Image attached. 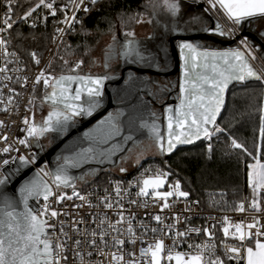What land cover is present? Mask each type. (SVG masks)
I'll use <instances>...</instances> for the list:
<instances>
[{
    "label": "snow or ice",
    "instance_id": "1",
    "mask_svg": "<svg viewBox=\"0 0 264 264\" xmlns=\"http://www.w3.org/2000/svg\"><path fill=\"white\" fill-rule=\"evenodd\" d=\"M98 2L99 0H90L88 4L86 0H68V3L57 6L56 0H38L21 16L14 17V0H6L3 26H0V58L4 60V65L0 66L2 81L13 79L8 75L9 71H21L19 68L8 67L15 62L17 53L8 50L10 41L2 35L3 33L11 30L17 23H27L41 8L47 10V15L43 18L45 22L48 16L56 17L60 12L64 18L58 21V24L71 28L74 23L79 22L83 30V21L78 20L76 14L81 10L89 13ZM193 2L204 3L206 7L200 14H194L186 10L185 0H163L162 7L169 15L164 21L156 20L158 36L148 38L157 41L154 48L142 46L134 38L135 33L132 30L122 32V44L112 35V43L108 46L102 64L106 71L102 75L84 73V59L73 61L70 65L67 59L60 57L67 68L66 72L62 68L57 74L50 61L35 76L32 92L34 94L36 87L42 84L40 107L43 109L46 106L47 113L37 121L33 110L35 97L28 101L31 107L26 111L31 115L22 119L23 127L20 131L24 135L22 138L17 137L16 145L25 149L35 147L42 151L45 147L41 143L42 140L48 139L51 143L52 139L66 137L71 129L77 128L84 121L90 126L64 143L61 153L55 158L54 169H49L45 164L37 168L32 176L23 178L18 187H13V184L21 177L23 168L38 162V152H32L29 156L19 154L20 147L13 144H6L0 149V155L7 157L0 160V264H264V105L258 109V142L255 145V153L249 151L236 138L229 137L230 148L242 153L238 159L244 164L246 187L251 197L235 203L232 208L236 213L246 214L243 219L233 221L225 215L220 221L219 230L223 233V239L219 247L223 250L222 256L217 254L216 223L199 228L186 227L184 231H180L178 225L181 222V214H173L171 219L174 223L165 224L168 217L161 214L172 209L176 203L185 202L183 211L191 212L192 205L198 206L199 201L192 200L189 203L191 193L183 189L179 180L169 183L168 178L172 173L159 167L154 171L151 166L145 168L140 176L135 178L134 183L128 182V188L123 187L120 181L115 182V198L105 195L100 202L106 211L97 215L89 213L87 221L81 217L71 219V222L66 224L59 217H67L69 214L53 207V203L58 205L65 200L72 201L73 198L81 201L80 204L73 205L75 209L85 206L89 209L100 207V204L93 205L86 195L76 190L77 181H85L96 169L78 177L71 175L70 170L81 169L93 163L115 164L113 157L117 153L133 151L132 148H125V145L131 143L134 147L137 146L136 135L142 130H147L148 139L159 154H171L178 146L190 145L201 139L209 142L207 151L212 153L213 137L225 132V129L217 124V119L224 108L225 94L229 86L234 82L242 85L257 83L264 94V71L258 72L252 63L257 59L255 52L258 49L249 43L247 37H243L236 47L214 48L187 39L177 44L181 72L179 103L175 107L164 108L166 134L157 123V113L149 109L151 101L145 100L146 96L158 98L153 89L163 92L167 90L166 86H162L148 75L129 71L123 78V86L115 90V96L107 97L105 81L116 80L115 75L108 74L114 71L110 61L115 60L118 63L122 60L125 64L137 65L140 69L160 70L161 61L166 65L168 58V49L164 47L165 38L179 28L181 20H184L186 26L202 25L197 31L208 35L235 39L236 29L240 25L264 18V0ZM69 11L72 12L71 17L68 16ZM221 15L231 27L225 28L219 19ZM185 16L189 18L185 20ZM205 17L209 20H205ZM119 20L123 27V14ZM129 20L144 22L142 13L130 16ZM29 26L35 28V20ZM109 28L115 31L111 21ZM55 32L66 34L65 29L61 27H56ZM55 39L56 37H53L54 41ZM118 44L120 51H117ZM31 58L37 66L40 64L35 52L31 53ZM16 82L25 87L29 78L16 76ZM4 86L8 87L7 84ZM19 95L14 88L9 87L7 104L11 105L14 97ZM0 105H4L2 89ZM0 111L9 112L10 109L4 105ZM0 127H6L3 121H0ZM7 140V135L0 136V141ZM12 152L18 155L10 156ZM142 155V152L137 154V165ZM128 158L120 157L121 161ZM11 164L16 166L9 168ZM127 171V168L119 167L120 173ZM67 188L72 189L71 195L64 191ZM131 188L137 189L135 198L129 191ZM125 196L128 197L129 205L147 209L150 200L153 206L158 207L159 213L151 215V220L156 222L157 227H150L143 221L136 222L135 213L129 212L126 216L123 203ZM30 201H35V204L31 205ZM114 209L117 218L112 221L107 211ZM184 219L188 221L191 218L185 216ZM210 219L215 221L214 217ZM92 224L95 225L94 228L80 227ZM138 228L141 230L139 235ZM49 230L57 233L55 238L49 236ZM149 232L153 235V241L146 243L144 237ZM193 233L203 234L206 239L198 244L190 243L186 251H179L182 243ZM163 237L170 239L172 244H165ZM138 242L141 245L139 255L136 252ZM126 244L132 245L133 250L126 252ZM94 255L104 259L93 261Z\"/></svg>",
    "mask_w": 264,
    "mask_h": 264
},
{
    "label": "trees",
    "instance_id": "2",
    "mask_svg": "<svg viewBox=\"0 0 264 264\" xmlns=\"http://www.w3.org/2000/svg\"><path fill=\"white\" fill-rule=\"evenodd\" d=\"M159 1L99 0L89 13L81 17L83 30L79 23L74 31L62 40L51 60L52 68L57 74L62 68L66 72L67 68L60 57L67 59L71 65V62L84 57L102 36L114 32L109 28L110 21L115 30H132L137 22L129 20V17L136 13H142V18L145 17L147 12L154 11L153 8ZM37 2L38 0H14V17L21 16ZM56 4L60 6V1L56 0ZM122 14L125 21L123 27L119 20ZM46 15L47 10L38 9L27 23H17L11 29L14 48L29 65L32 52H35L37 57H42L49 49L61 13L58 12L56 17L48 16L45 22L43 18ZM33 20L37 25L35 28L29 26ZM261 105H264V94L257 83H234L227 92L223 111L217 120V124L224 128L225 132L213 139V152L209 156L205 153V144L200 141L195 145L181 147L168 156L148 157L146 161L170 171L171 177L177 178L183 189L189 191L191 198L197 199L203 208L232 210L235 203L245 198L248 188L244 164L238 159L242 153L240 150H229L227 143L230 136L234 137L255 153V145L258 142V109ZM105 175L111 176L103 174L102 178H105Z\"/></svg>",
    "mask_w": 264,
    "mask_h": 264
},
{
    "label": "built area",
    "instance_id": "3",
    "mask_svg": "<svg viewBox=\"0 0 264 264\" xmlns=\"http://www.w3.org/2000/svg\"><path fill=\"white\" fill-rule=\"evenodd\" d=\"M60 1V5L66 4L68 3V0H59ZM86 2L88 4H90V0H86ZM204 7H206V5L204 3H202ZM6 11V0H0V26L2 25V20L4 17ZM86 14L84 13L82 10L79 11L76 15L78 20H81V17ZM219 15V14H217ZM68 16L71 17L72 16V12L69 11L68 12ZM63 14L61 13L60 18L58 19V21L62 20ZM220 22L225 26V28L231 27V25L229 24L228 21H226L222 15L219 16ZM79 24V22L74 23V25L69 28L68 25H64V24H58L56 23L55 25V29L56 27H61L65 29V33L66 34H60V33H56L55 29H54V33L52 36V41L50 44L49 49L46 51V53L42 56V57H38L40 59V64L37 66L35 64V62L32 60L29 63L20 55V53L14 48L13 42H12V38H11V30H9L8 32L3 33L2 35L5 36L7 39H9L10 41V45L8 50L10 52H16L17 53V57L15 58V62L8 65V67L10 69L12 68H19L21 69V71L19 72H11L9 71L8 75L12 76L13 79L11 81H2V75L0 74V89H2L3 91V99H4V105H7L10 109L9 112H4V111H0V121H3L4 124L6 125V127H0V136L3 135H7L8 140L5 141H0V149H3V147L6 146V144H13L16 147H20L19 145L15 144V140L17 139V137L22 138L23 137V133L20 131V129L23 127L22 125V119L26 116V115H31L30 112L26 111L27 108L31 107L28 104V101L30 99H33L35 97V93L33 94L32 92V81L34 80L35 76L39 73V71L41 69H44L46 67V65L52 60L54 52L56 51V49L58 48V46L60 45L61 41L66 37V35L72 31H74L75 27ZM53 37H56L55 41L53 40ZM238 37V38H237ZM243 37L240 35V28L238 27L236 29V34H235V39L234 40V45L237 46V42L242 39ZM231 39V38H228ZM256 55V54H255ZM257 57V56H256ZM253 66L256 68V70L258 72L264 71V61L261 60L260 58L257 57V59L255 61L252 62ZM4 65V60L3 58H0V66ZM16 76H20L21 78L23 77H28L29 78V82L25 87H21L19 83L16 82ZM7 84L8 87H5L4 85ZM42 86V85H41ZM9 87L10 88H14L16 92L20 93L19 96L14 97L13 103L11 105L7 104V97L9 95ZM40 86L36 87L35 92L37 91V89ZM43 89V86H42ZM43 94V93H42ZM36 98L34 99L35 102ZM4 105H0V108H2ZM218 135V134H217ZM216 136L213 137V139ZM212 139V141H213ZM200 141H202L205 144V153L209 156L210 153H208L207 151V144L209 143L206 140L201 139ZM211 141V143H212ZM227 147L229 150L233 151V149L230 148L229 146V142L227 143ZM32 152H37L36 148L33 147L31 149H25L23 147H20V153L19 154H23L26 156H29L30 153ZM18 155L16 152H12L10 153V156H16ZM39 158L40 156L43 155V152H41L40 154L38 153ZM4 157L3 155H0V160H3ZM39 160V159H38ZM18 163V162H17ZM45 164H47V167L50 169L49 164L46 160H44L42 163L38 164V162L35 165H29L31 166L34 171H36L37 168L43 167ZM16 165L11 164L9 165V168L15 167ZM151 166V168L153 169V171L158 167V166H153L150 164V162L144 160L141 161L139 163V165L136 164L135 168L132 169H128V171L126 173H120L119 171H116L115 173H110V172H102L99 173L96 177H92V178H86V181H82V183L78 186L79 190L76 189L77 191H79L82 195H86L88 197V200L93 204V205H98L100 204V207H94L89 209L87 206L81 208V209H75L73 207L74 204H80L81 201L73 198L72 201H67L65 200L64 202H62L61 204H54L53 203V207L67 212L69 215L67 217L65 216H60L59 219L65 221L66 224L71 222V219H79L81 217H83L86 221L89 219V213H91L92 215H97V214H103L106 210L103 209L102 204L100 203L101 200L103 199V197L105 195H109L111 198H115V193L113 191V185L115 184V182L120 181L123 185V187L128 188V182H135V178L140 176V174L144 171L145 168H149ZM161 168V167H159ZM164 171H167L164 168H161ZM23 173V170H21V174ZM103 174H112L111 176H106L105 178H102ZM176 180H178L177 178H172L171 176L168 178V182L172 183L175 182ZM78 183V181H77ZM107 190V192H106ZM64 191L68 194L71 195L72 193V189L71 188H67L64 189ZM129 191L132 192L133 194V198H135L134 194L135 191H137L136 188H131L129 189ZM127 199L128 197L125 196L124 198V205H125V215L127 216L129 214V212L135 213L136 214V222L139 221H143L144 224L149 225L150 227H157L156 222L154 220H151V215H155L159 213V209L158 207H155L152 205L151 201L149 200L148 204V208H142V207H138L137 205H129L127 203ZM192 200H197V199H193L190 197L189 203ZM40 203L42 204L43 201L41 200ZM32 204H35V201H32ZM185 202H178L175 204V206L170 209V210H166L164 213H162V216L168 217V219L165 220V224H171L174 223V221L171 219L173 214H181V222L178 225V228L180 231H184L186 227H195V228H199L201 226H207L208 224L211 223H216L217 225V230L215 232V242L217 243V254L218 255H223V250L219 247L220 245V241L223 239V233L222 231H220V221L222 219L223 216L227 215L229 216L233 221H239L241 219L244 218V215L246 214H240V213H236L232 210L229 211H218V210H207L205 208H203L199 202V205H192V211L191 212H184V208H185ZM115 209L111 210V211H107V214L109 216V218L112 221H115V219L117 218L116 215L114 214ZM190 217L191 219L188 221H185L184 217ZM211 217L215 218V221H213L212 219H210ZM49 223H52V221H49ZM92 227L94 228L95 225H80V227L83 229L84 227ZM68 229L66 228V231ZM140 229L138 228L137 230V234H140ZM58 232V229H57ZM57 233H53L51 230H49V236H52L53 238H55ZM71 235V232L69 233ZM165 240V244L167 245H171L172 241L170 239H168L167 237H163ZM206 238L204 237L203 234L200 235H196L195 233H193L187 240H185L182 243V246L178 249L179 251H186L188 248V244L190 243H200L201 241L205 240ZM144 240L147 242H152L153 241V235L152 233H148L147 236L144 237ZM230 243H232V241H230ZM141 247L140 243L138 242L136 245V252L137 255H139V248ZM133 247L130 244H126L125 245V251H132ZM104 259L103 257H99L94 255L92 257L93 261L96 260H102ZM227 264V262H226Z\"/></svg>",
    "mask_w": 264,
    "mask_h": 264
},
{
    "label": "water",
    "instance_id": "4",
    "mask_svg": "<svg viewBox=\"0 0 264 264\" xmlns=\"http://www.w3.org/2000/svg\"><path fill=\"white\" fill-rule=\"evenodd\" d=\"M200 27H202V25L192 24V25L186 26L185 23L183 22V23H180L179 28L174 33H172L170 36L165 38L164 47L168 49V58H167L166 65L163 60L161 61L162 67L160 70L140 69L139 66L137 65H127L122 60H120L117 63V61L113 60L112 68L114 69V71L109 72L108 74L115 75L116 80L115 81H105V91H106L107 97L115 96V90L123 86V78L127 76V73L129 71L137 72L140 75H148L153 80L160 83L161 85L166 83V85H163V86H166V89H167L166 91L158 92V90L153 89V91L157 92V97L158 98L160 97L159 99H155L153 97H147V96L145 97L146 102L151 101V103H149V109L157 113V115L159 116V120L157 121V123L160 124L161 130L166 134L167 121L164 118V108L167 106L175 107V105L179 103V99H178L179 77L181 75V72H180V66H179L178 49L176 47L177 44L180 41L187 39L193 43H198L204 46L214 47V48L236 47L234 45L233 39L221 38L219 36L208 35L202 31H197V29ZM239 28H240V35L242 37L248 38L249 43L254 48L258 49L255 52L256 56L264 61V18H257V19L252 20L251 22H245L242 25H240ZM158 33H159V29L156 28V25L149 26L142 35H138L134 38L142 46L146 45L149 48H154V45L157 43V41H152V40H149L148 38L152 37L153 35L158 36ZM120 39H121V44H122L124 42V38L121 37ZM117 47H118L117 51H120L121 50L120 46H117ZM82 71L84 73H89L85 70H82ZM73 87H75V85H73ZM228 90L226 91V94H225V101H226V95H227ZM114 104H115V101L113 99L112 105L114 106ZM45 108L47 109V107ZM109 110H111V108H109ZM46 113L47 111L45 112V115ZM145 115L147 116V113H145ZM94 122L95 120L93 119L92 123ZM149 122H151L150 118H149ZM89 126L90 124L87 121H84L77 128L71 129L68 136L60 138V139H52L51 143L49 142V145L47 147H44V149L42 150L43 155L40 156L38 160V164L46 160L49 164L50 169H54L55 158L58 154L61 153L64 143H66L69 139L74 138L80 132L86 130V128ZM145 141L149 142L148 144L157 153L156 148L151 144V141L148 139V133L146 129L142 130L141 133L136 135L137 146H140L136 149L141 150L140 149L142 147L141 145H143ZM198 142H200V140L195 141L193 144H190V145L178 146L177 149L181 147L195 145ZM135 147L131 143H129L128 145H125V148L133 149ZM177 149H175L173 152H175ZM128 154H129L128 152L117 153V155L113 157L115 164L108 163V162H105L104 164L93 163L90 165H85L81 169L70 170V174L78 177L85 172H90L91 169H96V172L94 174L89 175L92 177H96L99 173L106 171L110 167L115 168L117 171H119V167L122 163L120 157L127 156ZM160 155L168 156L170 154H160ZM22 170H23V173L21 174V177L17 179V181L13 184V187H18L19 182H22L23 178L30 177L35 172L31 166H27L23 168ZM8 191H11V189H8ZM30 204L33 205L32 201H30Z\"/></svg>",
    "mask_w": 264,
    "mask_h": 264
},
{
    "label": "flooded vegetation",
    "instance_id": "5",
    "mask_svg": "<svg viewBox=\"0 0 264 264\" xmlns=\"http://www.w3.org/2000/svg\"><path fill=\"white\" fill-rule=\"evenodd\" d=\"M163 15L167 16L166 15V11L160 7L159 9L155 10L154 13L151 12V13L148 14V18H151V20L153 22L152 23H145L144 25H146L148 27L149 26H155L156 25V21L155 20L156 19L158 20V18L163 17ZM180 23H182V22H180ZM132 31H134V28L132 29ZM134 33H135V37L138 36L136 31H134ZM121 37H123L122 33H119V35L117 36V39L120 42V44H121V39H120ZM111 43H112V40H110V43H108L107 45H104L102 47V49H100L99 54L97 56H91V58L89 59V62L86 64V67L89 69V71H87V72H91V74H94V75H97V74H101L102 75L106 71L102 67V64H103L104 58H105V56L107 54L108 46ZM117 46H120V45L118 44ZM117 49H118V47H117ZM112 62L113 61H110L111 64H112ZM168 78H170V77H168ZM163 85H166V83L163 84ZM159 98H155V99H159ZM45 111H47L46 108H45ZM43 115H45V113ZM39 120H41V119H39ZM39 120H37V121H39ZM148 143L149 142L145 141L143 145H145V144L146 145L145 146L141 145L142 146L140 148L141 150L136 149V148H138L140 146H136L135 148H133V151L127 155V157H129V158L124 160V161H122L120 166H123V167L127 168L126 165L129 164V163L135 162L136 158H137V154L141 153V152L143 153V155H142V157L140 159V162L146 160L148 157H163L164 156V155L157 154L156 151L154 149H152L151 146ZM48 145H49V140L47 139V146Z\"/></svg>",
    "mask_w": 264,
    "mask_h": 264
},
{
    "label": "rangeland",
    "instance_id": "6",
    "mask_svg": "<svg viewBox=\"0 0 264 264\" xmlns=\"http://www.w3.org/2000/svg\"><path fill=\"white\" fill-rule=\"evenodd\" d=\"M143 20H144V18H143ZM147 28H148V26L144 25V23H139L136 27H134V31H136L137 35H142L144 33V31L147 30ZM108 43H110V39L108 37H106L105 35L102 36L99 39V41L95 44V46L84 57L79 58V59H84L85 60V65H84V67H83L82 70L89 71V69L86 67V64L89 62V59L91 58V56H97L99 54L100 49H102V47L104 45H107ZM61 46H60V48H61ZM41 85H40V87L37 89V91L34 94L35 95V98H36V100L34 102L35 103L34 112H35V119L36 120L41 119L42 118V115L46 112L45 111V107L46 106L43 109H41V107H40V105H41V99L40 98H41L42 93H43V89H42V86ZM41 143L44 144L45 147H47V139L42 140ZM36 150H37V152L39 154L42 152V151H40L38 149H36ZM135 166H136V163L135 162L129 163V164L126 165L127 169L135 168ZM116 171L117 170L115 168H112V167H110V168H108L106 170V172H110V173H115ZM86 178H92V176H89L88 175ZM81 183H82V181H78L77 185L79 186ZM77 185H76V189L79 188ZM246 197L249 198V199L251 197V194H250V191L249 190L247 191V193L245 195V198Z\"/></svg>",
    "mask_w": 264,
    "mask_h": 264
},
{
    "label": "crops",
    "instance_id": "7",
    "mask_svg": "<svg viewBox=\"0 0 264 264\" xmlns=\"http://www.w3.org/2000/svg\"><path fill=\"white\" fill-rule=\"evenodd\" d=\"M162 4H163V0H160L156 5H155V7L153 8L154 9V11L155 10H157V9H159L160 7L162 8V9H164L163 7H162ZM185 7H186V10H190L192 13H194V14H200L201 12H202V10H203V8H204V6H203V4L202 3H200V4H196V3H194L193 2V0H185ZM165 10V9H164ZM154 11H153V13H154ZM149 12H147L146 14H148ZM146 14H145V17H143L144 18V24L145 23H148L147 21L148 20H151V18H148V17H146ZM166 15L167 16H164L163 15V17H160V18H158V20H160V21H164L167 17H168V13H166ZM142 18V19H143ZM189 17L188 16H185L184 17V19L186 20V19H188ZM157 20V19H156ZM155 20V21H156ZM205 20H208V17H205ZM180 22H184V20H181ZM139 23H137V25H138ZM137 25H135V27L137 26ZM119 33H122L121 32V30H118V29H116L113 33H110V34H106L105 36L106 37H108L110 40H112L111 39V37H112V35H115L116 37L119 35Z\"/></svg>",
    "mask_w": 264,
    "mask_h": 264
}]
</instances>
